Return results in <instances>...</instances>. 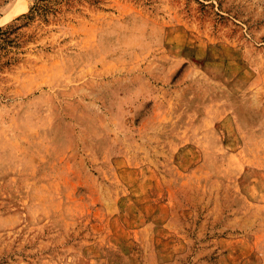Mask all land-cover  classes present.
<instances>
[{
  "label": "rangeland",
  "instance_id": "obj_1",
  "mask_svg": "<svg viewBox=\"0 0 264 264\" xmlns=\"http://www.w3.org/2000/svg\"><path fill=\"white\" fill-rule=\"evenodd\" d=\"M57 9L1 52L0 264H264V0Z\"/></svg>",
  "mask_w": 264,
  "mask_h": 264
},
{
  "label": "trees",
  "instance_id": "obj_2",
  "mask_svg": "<svg viewBox=\"0 0 264 264\" xmlns=\"http://www.w3.org/2000/svg\"><path fill=\"white\" fill-rule=\"evenodd\" d=\"M62 2L63 0H34L27 13L17 17L12 24L6 27H0V61L2 55L1 52L7 50V48L12 46L14 42V40L11 39V36L15 33V30L24 26V24L20 26L16 25L18 21L25 20V25L36 19L47 21L48 15L56 13L58 10L57 6Z\"/></svg>",
  "mask_w": 264,
  "mask_h": 264
},
{
  "label": "bare ground",
  "instance_id": "obj_3",
  "mask_svg": "<svg viewBox=\"0 0 264 264\" xmlns=\"http://www.w3.org/2000/svg\"><path fill=\"white\" fill-rule=\"evenodd\" d=\"M11 16H13V14H12V15H10V17H11Z\"/></svg>",
  "mask_w": 264,
  "mask_h": 264
}]
</instances>
